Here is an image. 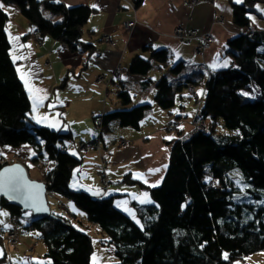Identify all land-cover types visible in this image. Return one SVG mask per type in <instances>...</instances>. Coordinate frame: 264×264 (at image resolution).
<instances>
[{
	"label": "trees",
	"instance_id": "obj_1",
	"mask_svg": "<svg viewBox=\"0 0 264 264\" xmlns=\"http://www.w3.org/2000/svg\"><path fill=\"white\" fill-rule=\"evenodd\" d=\"M137 1V5L142 2ZM0 2L20 9L39 33V40L53 37L72 54L89 52L85 64L92 59L96 46L82 36L93 12L88 5L70 7L58 0ZM256 2L264 0L232 1L235 23L247 29L228 42L226 51L233 61L229 67L213 70L208 76L204 71L188 73L191 64L184 60L170 67L172 53L167 48L152 50L149 58L138 55L129 64V74L137 77L147 76L155 67H168L155 81L156 104L165 110L173 109L185 88L189 92V87H206L196 115L205 128L180 132L174 139L163 182L150 187L130 176L124 179L141 184L152 194L154 204L135 203L138 221L115 205L114 195L95 197L70 185L82 158L69 150L71 132L32 119V102L5 31L9 17L0 9V146L28 144L34 148L36 156L31 160L44 170L49 192L71 197L88 221L106 233L120 259L115 264H235L264 251V30L253 27L249 18ZM46 11L61 20L54 21ZM153 81L150 78L143 84ZM119 84V108L98 115L103 120V134L113 131L116 121L122 127L139 129L152 109L149 103L132 105L133 88L122 80ZM49 162L54 167L47 170ZM11 163L0 164V169ZM1 206L14 219L27 213L9 199H3ZM18 225L23 230L20 222ZM29 226L44 242L42 264H92V238L72 218L55 212L49 216L32 213L31 223L24 228L29 230Z\"/></svg>",
	"mask_w": 264,
	"mask_h": 264
},
{
	"label": "crops",
	"instance_id": "obj_2",
	"mask_svg": "<svg viewBox=\"0 0 264 264\" xmlns=\"http://www.w3.org/2000/svg\"><path fill=\"white\" fill-rule=\"evenodd\" d=\"M58 1L70 7L85 4L93 10L84 27L87 38L82 35L83 40L96 46L95 53L87 64L85 62L89 52L72 55L66 44L53 37L43 36L42 40H39L40 36L37 35L35 27L22 15L20 9L0 2L9 17L7 30L11 39L12 59L16 58L14 61L17 70L19 69L20 79L22 75L25 77L21 81L25 84L27 80L28 85L31 86L30 91L25 84L32 102V119L36 122L42 120L39 124L44 126L55 125V127L49 126L52 129L71 132L74 144H68L69 150L80 156L83 163L73 172L70 181V185L75 190H86L95 197L114 195L115 205L130 215L134 221H138L135 203H150L152 200L147 193H144L145 189L139 188V185L134 183H124L127 182L124 179L127 176L132 178L135 176L150 187L163 182L170 162L172 142L180 132L184 134L194 131L191 123L197 117L200 103L206 97V87H196L195 95H190L185 88L177 97L173 109L165 110L156 104V91L151 86L155 80L153 79L154 81L146 86L143 83L152 77L130 75L129 64L138 55L149 58L152 50L167 48L172 53L170 67L171 63L184 60L191 64L188 73L192 70L204 71L208 76L213 70L224 69L222 65L225 61L228 62L227 67L231 66L233 61L226 51L228 42L234 36L244 33L247 28L239 27L234 21L232 8L234 0L201 1L195 6L186 5L189 0H141L140 5H137V0ZM245 1L243 0L242 3ZM253 7L255 11L249 15L255 18V23L251 19L252 26L264 30V11L260 10L264 9V3L256 2ZM221 18L225 19L222 25L218 23ZM129 21H135L136 24L126 28ZM179 25L202 33H213L215 41L212 47L204 51L205 53L199 54L196 52L198 41L190 44L175 36L173 31ZM105 35H109L115 45L105 41ZM16 37L18 39H15ZM118 66L125 71L116 76L114 71ZM158 69L159 74L163 75L168 67L162 65ZM61 79H64L63 83ZM121 80L128 87L133 88L135 98L132 105L149 103L152 109L142 120L139 129L122 127L116 121L112 129L116 132L113 131L106 136L101 128L95 125L94 118L119 108L117 95L121 89L119 84ZM112 83L116 84L117 90L114 99L110 100L111 88H115ZM36 89L41 91L36 92ZM147 90L150 93L146 97ZM34 104H36L35 110ZM55 110L63 116V119L59 116L61 121L55 113H52ZM44 117L47 119H42ZM173 123H176L177 128L170 129L169 125ZM166 137L171 139H165ZM97 138L100 141L99 149L90 146L84 152L79 151L77 146L79 142L98 143ZM122 138L131 142L130 147L120 148ZM35 156L34 148L28 144L21 147L0 146V158L4 157L10 162L16 157L26 158L29 162ZM33 165L39 167L37 164ZM47 165V170L54 167L52 162ZM155 169L159 171H150ZM41 170L44 177L38 169L35 170V176L44 181L45 172L42 168ZM102 173H105V181L102 179ZM51 193L53 192H49L48 195ZM71 205H69V213L75 210ZM50 208L52 212H58L57 214L68 215V212L62 208L59 211L53 210L54 207ZM0 220L9 226L7 228L0 226V250L3 252L0 258L9 259L8 250L12 248L5 246L8 232L20 222L25 231L20 243L23 247L28 246L32 242L31 237L35 236V230L25 229L32 221V213L28 211L18 219L20 221L16 222L10 212H7V215L0 216ZM40 246V249L31 248L33 252L23 257V264L43 263L42 255L46 252V248L44 245ZM36 254H39L38 257Z\"/></svg>",
	"mask_w": 264,
	"mask_h": 264
},
{
	"label": "rangeland",
	"instance_id": "obj_3",
	"mask_svg": "<svg viewBox=\"0 0 264 264\" xmlns=\"http://www.w3.org/2000/svg\"><path fill=\"white\" fill-rule=\"evenodd\" d=\"M201 2V1H200ZM199 2V3H200ZM204 2H206V1H204ZM199 3H193V0H189L188 2H186V5H192V6H195V5H198ZM46 14L48 15V16H52L51 18L54 20V21H60L61 20V16H59V15H53V13L52 12H49V11H46ZM221 20H222V22H221ZM129 22H134V24H136V22L135 21H129ZM218 23L219 24H224L225 23V19L223 20V18H221V19H219L218 20ZM129 23L127 22V24H126V28H129V27H133V26H129L128 25ZM254 25V24H253ZM177 28V27H176ZM175 28V29H176ZM174 32V34L176 33V31L174 30L173 31ZM83 36H85V38H87V32L86 31H84V34H83ZM107 36H109V35H105V37H104V40L105 41H108V39L106 38ZM176 36V35H175ZM83 41H85V40H83ZM111 43V42H110ZM65 44V43H64ZM112 44V43H111ZM212 47V46H211ZM209 49V48H208ZM206 51V50H205ZM83 53H80L79 55H82ZM72 55H75V54H72ZM171 65H174L173 63H171ZM49 67H51V66H49ZM159 69L158 68H153V69H151L150 70V72H149V74L147 75L148 76V78L151 76L155 81L156 80H159L160 79V77L161 76H163V75H161V74H159V71H158ZM125 70H123L122 72H124ZM122 74V73H121ZM62 81H61V83H63L64 82V79H61ZM155 81H154V83H152L151 84V86L154 88V90L156 91V86H155ZM62 86V85H61ZM112 86H114L115 88H111V91H110V100L111 99H114L113 97L115 96V92H116V90H117V87H116V84H113L112 83ZM204 84L202 85H199V87H202V88H204ZM60 89L62 88V87H59ZM62 91V90H61ZM136 88L134 89V92L136 93ZM150 93V91L149 90H147L146 92H145V95H146V97H147V95ZM137 95V97H139V94L137 93L136 94ZM137 105V104H136ZM52 113L54 114L55 113V115H57V117L60 119V117L59 116H62V115H60V113H58V111H56L55 110V112L54 111H52ZM51 113V114H52ZM50 114V113H49ZM31 117H32V115H31ZM62 119H63V116H62ZM60 121H61V119H60ZM196 122H198V123H196ZM96 125V124H95ZM191 125H192V127L194 128V130H195V128H197L198 127V129H203V128H205V123H202V121H196V118L194 119V121L191 123ZM203 125V128H199V127H201V126ZM44 126V125H43ZM48 126V125H47ZM97 126V125H96ZM219 126V129L221 130V131H226V128L223 126V125H218ZM98 127V126H97ZM100 127V126H99ZM98 127V128H99ZM176 127V123L174 124V127L173 128H175ZM101 128V127H100ZM177 128V127H176ZM102 129V128H101ZM113 131H115L116 132V130H113ZM113 131H110V132H105V135L107 136V135H110L111 134V132H113ZM63 132V131H62ZM120 135V134H119ZM72 140V139H71ZM67 143H69V142H67ZM93 144H96V143H94V142H92ZM71 144H74V142L73 143H71ZM78 149H79V151L80 152H84L86 149H88L90 146H94V145H92V144H90V142L89 143H87V142H79L78 143ZM128 147H130V146H126V147H122V146H120V148H128ZM94 148L95 149H99L98 147H96V146H94ZM4 159V157H1L0 158V161L1 160H3ZM10 162V161H9ZM11 162H13V163H15V162H20V163H22L23 165L25 164V165H27L28 164V166H27V168H28V172H29V176L33 179V180H43L42 178H36V173H35V170H39V172H42V170H41V168L40 167H38V166H35V165H33L34 163H33V161L30 159V161L28 162V159H24V158H22V157H16L15 159H14V161H11ZM25 162V163H24ZM105 162H107V161H105ZM13 163H11V164H13ZM108 163V162H107ZM24 165V166H25ZM35 166V167H34ZM29 168H30V170L32 171V174H31V171L29 170ZM36 168V169H35ZM44 171V170H43ZM41 176H43L44 177V174H43V172H42V175ZM133 178H135V176H133ZM136 179V178H135ZM138 180V179H137ZM124 183H128V182H124ZM129 184V183H128ZM145 184L146 185H148L146 182H145ZM137 185H139L138 187L139 188H141V189H145V192L144 193H147V195H149L150 197H151V202L150 203H148V202H145L143 205H145V204H154V201H153V198H152V194H151V192L147 189V188H142L141 187V184H137ZM132 187V186H131ZM73 188V187H72ZM131 189V188H130ZM133 190V189H132ZM47 197H49L48 198V203H49V205H50V207H54L53 208V210L55 209V210H57V211H59L60 210V208H62L63 210H65V211H67L68 212V217H70V218H72L73 219V221H74V223L78 226V227H80V228H84L88 233H89V235H90V237L92 238V244H93V251H92V255H91V259H92V264H94V261H93V257L95 256V264H115V263H117V262H119L120 261V259L117 257V255H116V251H115V247H113L110 243H108L107 242V240L109 239V237L106 235V233L105 232H103L102 230H101V228L97 225V224H95V223H90L89 221H88V219H87V217H86V215H85V213L83 212V210H82V208L80 209L77 205H76V203L74 202V200L70 197H68V196H63L62 194H56V193H51V195H48ZM140 198V197H139ZM141 200H142V198H140ZM71 205V204H73V206L72 207H74V212H71V213H69V211H70V206L69 205ZM0 211H4V212H9V210L8 209H1ZM58 213V212H57ZM60 214V213H59ZM20 218V217H19ZM18 218V219H19ZM14 219V218H13ZM18 219H14L16 222L17 221H19ZM1 226V225H0ZM32 227L31 226H29V228L28 229H31ZM11 230H17V231H19L18 233H19V237L17 238V240L16 239H13V237L10 235L11 234ZM35 232V236L33 237H31V239L30 240H32V242L31 243H29V245L28 246H22L21 245V239H22V237H23V235L25 234V231L24 230H21V228H20V226L19 225H17L15 228H12V229H10L9 230V232H8V236H7V244L5 245L6 247H8L9 246V248L11 247L12 249L11 250H8V252H9V259H3V260H0V264H23V257H25V256H28V255H30L33 251H31V248H39V246L40 247H43L42 245H44V242L42 241V240H39L38 239V234H39V232L37 231V230H35L34 231ZM29 236V235H28ZM27 236V237H28ZM20 243V244H19ZM45 246V245H44ZM40 249V248H39ZM37 256L36 257H38V255L39 254H36ZM235 264H264V251H259V252H255L254 254H251V255H248V256H245V257H243V259H238V260H236L235 262H234Z\"/></svg>",
	"mask_w": 264,
	"mask_h": 264
},
{
	"label": "water",
	"instance_id": "obj_4",
	"mask_svg": "<svg viewBox=\"0 0 264 264\" xmlns=\"http://www.w3.org/2000/svg\"><path fill=\"white\" fill-rule=\"evenodd\" d=\"M49 188L45 181L33 180L27 166L20 162L6 164L0 169V210L3 199H9L25 212L34 216H49Z\"/></svg>",
	"mask_w": 264,
	"mask_h": 264
},
{
	"label": "built area",
	"instance_id": "obj_5",
	"mask_svg": "<svg viewBox=\"0 0 264 264\" xmlns=\"http://www.w3.org/2000/svg\"><path fill=\"white\" fill-rule=\"evenodd\" d=\"M200 1L210 2L212 0H193V3H199ZM221 22H222V20H221ZM128 23H129L128 24L129 26H133L134 25V22H128ZM175 31H176V33H175L176 37L179 40L183 41V42L191 44V42L198 41L199 43L197 45L196 52H198L199 54L205 53L204 51L207 50L208 48H210L212 46V44L214 43V41H215L214 40L215 36H214L213 33H202L200 31H197L196 29H187V28H185L182 25H179V27H177L175 29ZM36 33H37V35H39L38 32H36ZM106 38L108 39L109 42L112 43V45H115V43L112 42L110 36H107ZM122 70H123L122 67H118L117 71H116L117 75L121 74ZM189 94L190 95L196 94V88L194 86L193 87H189ZM94 120H95V124L98 127L100 126L102 128L103 120L101 119V117L98 116ZM196 123H198V122H196ZM173 127H174V123H173V125L172 124L169 125L170 129H173ZM199 128H203V125L201 127H199ZM67 142L73 143V140L68 139ZM96 142H98V143L93 144L92 142H90V144L100 148L99 138H97ZM130 145H131V142L129 140H127L125 138L121 139L120 146L126 147V146H130ZM102 177H103L102 179L105 181V173H102ZM11 231L12 232H11L10 235L13 237V239L17 240V238L19 237V233H18L19 231H17V230H11Z\"/></svg>",
	"mask_w": 264,
	"mask_h": 264
},
{
	"label": "snow or ice",
	"instance_id": "obj_6",
	"mask_svg": "<svg viewBox=\"0 0 264 264\" xmlns=\"http://www.w3.org/2000/svg\"><path fill=\"white\" fill-rule=\"evenodd\" d=\"M234 2L235 3H242L243 2V0H234ZM92 7H96V5H92ZM217 7H220L219 5H217ZM257 8H259V6H257ZM0 9H4V5L2 4V3H0ZM6 10V9H5ZM261 11H264V9H260ZM250 19H252L253 20V22L255 23V18L254 17H249ZM9 27H10V25H9ZM5 31H7V29H5ZM15 39H18V37H16ZM217 55H219V54H217ZM16 58L14 57V60H15ZM227 61H225L224 62V64L222 65V66H224V67H227ZM210 67H215L214 65H210ZM18 71H19V69H18ZM21 79H25V77L22 75L21 76ZM25 84H26V86H28L29 87V90L31 91V86L30 85H28V81L27 80H25ZM39 91H41L40 89H36V92H39ZM244 95H247V93H244ZM37 100H42L43 98H36ZM34 110H35V107H36V104H34ZM42 119H47L46 117H44V118H42ZM42 122V120H37V123H41ZM49 126H51V127H55V125H49ZM165 139H171V137H166ZM166 167V166H165ZM151 172H155V171H159V169H155V170H150ZM153 187H155L156 185H152ZM146 195V194H145ZM142 203L144 202V201H141ZM3 215H7V213H3V212H0V216H3ZM0 225H3L5 228H7V227H9L8 225H5L4 224V222L2 221V220H0ZM3 255V252H2V250H0V256H2ZM228 258V256H227V254H225V259H227ZM95 256L93 257V261H94V264H95Z\"/></svg>",
	"mask_w": 264,
	"mask_h": 264
},
{
	"label": "bare ground",
	"instance_id": "obj_7",
	"mask_svg": "<svg viewBox=\"0 0 264 264\" xmlns=\"http://www.w3.org/2000/svg\"><path fill=\"white\" fill-rule=\"evenodd\" d=\"M6 162H9V161H8L6 158H4L3 160L0 161V164L3 165V164L6 163Z\"/></svg>",
	"mask_w": 264,
	"mask_h": 264
}]
</instances>
